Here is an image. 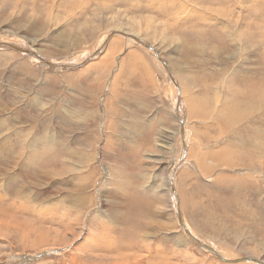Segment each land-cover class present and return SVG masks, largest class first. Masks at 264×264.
Returning <instances> with one entry per match:
<instances>
[{"label":"rangeland","instance_id":"1","mask_svg":"<svg viewBox=\"0 0 264 264\" xmlns=\"http://www.w3.org/2000/svg\"><path fill=\"white\" fill-rule=\"evenodd\" d=\"M1 40L84 62L0 47V264H258L177 203L264 261V0H0Z\"/></svg>","mask_w":264,"mask_h":264},{"label":"water","instance_id":"2","mask_svg":"<svg viewBox=\"0 0 264 264\" xmlns=\"http://www.w3.org/2000/svg\"><path fill=\"white\" fill-rule=\"evenodd\" d=\"M117 33H120L122 35H124L125 37H128L130 39H133L134 41H137V42H140L139 39L137 37H135L134 35L132 34H128V33H125V32H122V31H113V32H110L108 34V36L106 37V39L104 40V44L114 35V34H117ZM0 47H6V48H11V49H14V50H17V51H20V52H23V53H26L28 55H33L35 57L37 56H40L39 54H37L35 51L33 50H30L28 48H25V47H22L21 45H17V44H13V43H9V42H2L0 41ZM144 47H146L147 49L150 48L149 45H145L144 44ZM89 57H93V54H91ZM84 61H81L80 63H55L56 66H59V67H64L66 69H73V68H76L78 67L79 65H81V63H83ZM163 62V61H162ZM42 63V62H41ZM166 65V64H165ZM167 67V65H166ZM168 69V67H167ZM168 74H169V77H173L171 72L168 71ZM179 94H180V90L177 86V104L179 103ZM183 134V126H181V136ZM183 144V143H182ZM185 144H183L184 146ZM184 148L186 149V147L184 146ZM172 183H173V175L171 177H169V185H170V189H171V192L174 193V187L172 186ZM181 211H180V208H179V204L177 203L176 205V216H177V219H178V222L179 224L182 226V228L184 229V231L188 234L189 238L197 245L199 246L200 248L202 249H206L210 252H212V254L219 258L220 260L222 261H226V262H241V261H251V262H255V263H258V264H264V261L263 260H260V259H256V258H252V257H248V256H241V257H236V258H232V259H228V258H225L223 256H221L219 253H217L213 248H211L210 246L208 245H205L204 243L200 242L197 238H194L193 236H191L188 231H187V228L186 226H184L183 224V220L181 218Z\"/></svg>","mask_w":264,"mask_h":264},{"label":"bare ground","instance_id":"3","mask_svg":"<svg viewBox=\"0 0 264 264\" xmlns=\"http://www.w3.org/2000/svg\"><path fill=\"white\" fill-rule=\"evenodd\" d=\"M111 32H113V31H111ZM117 34H120V33H117ZM120 35H122V34H120ZM108 36V35H107ZM106 36V37H107ZM124 36V35H123ZM135 36V35H134ZM136 37V36H135ZM128 38V37H127ZM138 38V37H137ZM106 39V38H105ZM104 39V40H105ZM139 39V38H138ZM132 40V39H131ZM2 42H9V43H13V42H10V41H6V40H1ZM139 41H141V43L140 42H138L141 46H143L144 47V44L145 45H149V44H147V43H145V42H143L141 39H139ZM137 42V41H136ZM13 44H17V43H13ZM17 45H19L20 46V44H17ZM21 46L22 47H25V48H28V49H30V50H33L32 48H30V47H26L25 45H22L21 44ZM104 46V41H103V43H102V45H100L92 54H93V56H96V55H98L99 54V51L102 49V47ZM150 46V45H149ZM146 48V47H145ZM149 49H151V46H150V48ZM33 51H35V50H33ZM20 52V51H19ZM36 52V51H35ZM23 53V52H22ZM37 54H39L40 56H37V57H35V56H33V55H29L30 56V58L31 59H34L35 61H39L40 63L42 62L43 64H45V65H47V66H49V67H51V68H54V69H56V68H64V67H59V66H56L55 65V63L57 64V63H65L66 61H62V62H55V61H52L51 59L49 60L48 58H46V57H44L43 55H41L40 53H38V52H36ZM26 54V53H25ZM27 56H28V54H26ZM90 56V55H89ZM90 58H92V57H90ZM90 58H88V59H90ZM162 59V58H161ZM163 60V59H162ZM72 63H75V62H72ZM161 65H162V67H164V69L163 70H165V74L167 75V77H168V79H169V83L170 84H172V86L174 85L175 87H176V105H175V107H174V114L178 117V119H179V125L180 126H183V134H182V136H180V139H181V144L183 143V144H185L184 146L186 147V139H185V132H184V120H183V116L181 115L182 113H181V110H180V102H181V96H180V94H179V103L177 104V86H178V88H179V85L175 82V79H174V76L173 77H169V74H168V71H170L169 70V67H168V69H167V67H166V65H165V63H164V61L162 62V63H160ZM171 72V71H170ZM180 134H181V131H180ZM183 144H182V153L180 154V158H179V161H182V160H184L185 161V156H184V154H185V152L187 151L185 148H184V146H183ZM183 161V162H184ZM181 164H179V162L173 167V168H175V169H177V168H179L178 166H180ZM173 180H174V178H173ZM174 185V183H172V186ZM174 187V186H173ZM168 188L170 189L171 187H170V185H168ZM175 190V189H174ZM170 191H171V189H170ZM171 193V196H172V198L175 200L176 199V196H177V194L175 193V191H174V193H172V192H170ZM181 218H182V220H183V217H182V215H181ZM178 220V219H177ZM183 224H184V226H186V228H187V231H188V233L191 235V236H193L194 238H197L200 242H202V243H204L205 245H208V246H210L211 248H213L217 253H219L221 256H223V257H227L223 252H221L220 250H218V249H216L211 243H209L208 241H206L205 239H203L202 237H200V236H198V235H195L194 233H192L191 231H190V229H189V227L183 222ZM187 236H188V234H187ZM198 236V237H197ZM189 237V236H188ZM204 250V249H203ZM205 251H207V252H209V253H212V252H210V251H208V250H206L205 249ZM242 262V261H241ZM249 262H251V261H249Z\"/></svg>","mask_w":264,"mask_h":264},{"label":"crops","instance_id":"4","mask_svg":"<svg viewBox=\"0 0 264 264\" xmlns=\"http://www.w3.org/2000/svg\"><path fill=\"white\" fill-rule=\"evenodd\" d=\"M142 91L146 92V96H147V94H148V96L150 95L149 88L148 87L147 88H144L143 84H141V91L140 92H142Z\"/></svg>","mask_w":264,"mask_h":264}]
</instances>
